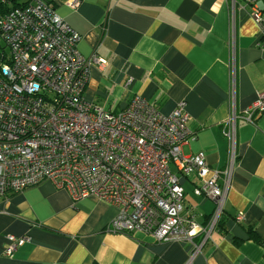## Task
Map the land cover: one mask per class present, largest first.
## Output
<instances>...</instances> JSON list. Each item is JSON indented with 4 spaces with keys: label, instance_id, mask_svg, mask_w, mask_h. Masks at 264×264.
Here are the masks:
<instances>
[{
    "label": "crops",
    "instance_id": "crops-1",
    "mask_svg": "<svg viewBox=\"0 0 264 264\" xmlns=\"http://www.w3.org/2000/svg\"><path fill=\"white\" fill-rule=\"evenodd\" d=\"M67 1L51 3L80 34L77 48L105 61L90 67L86 101L116 112L138 95L164 114L183 101L195 138L182 153L203 152L211 168L222 169L229 71L238 113L264 91V10L257 23L248 0H75L74 8ZM236 136L220 225L208 237L194 235L200 248L192 258L190 241L109 230L115 206L74 199L45 180L0 195V264H264V112L253 123L239 116ZM196 182L194 171L181 176L184 204L205 224L215 202L193 192ZM7 234L29 236L10 257Z\"/></svg>",
    "mask_w": 264,
    "mask_h": 264
},
{
    "label": "built area",
    "instance_id": "built-area-1",
    "mask_svg": "<svg viewBox=\"0 0 264 264\" xmlns=\"http://www.w3.org/2000/svg\"><path fill=\"white\" fill-rule=\"evenodd\" d=\"M24 2L7 7L9 2L0 1V195L50 180L74 199L94 196L115 206L109 230L142 231L158 242L190 241L192 258L200 248L194 235L208 237L223 212L236 160L237 120L243 116L253 123L264 112V91L238 113L231 68L232 95L222 123L227 162L222 169L211 168L203 152L182 153V145L195 138L183 101L168 114L138 95L116 112L86 101L90 67L105 61L79 51L80 34L52 3ZM67 3L76 6L75 0ZM248 3L261 23L263 1ZM193 171L199 178L193 192L215 202L205 224L184 204L181 176ZM6 239L4 255L10 257L29 236L7 234Z\"/></svg>",
    "mask_w": 264,
    "mask_h": 264
},
{
    "label": "trees",
    "instance_id": "trees-1",
    "mask_svg": "<svg viewBox=\"0 0 264 264\" xmlns=\"http://www.w3.org/2000/svg\"><path fill=\"white\" fill-rule=\"evenodd\" d=\"M1 1V0H0ZM4 2H9L10 4H8L7 3V7H9V6H19V5H22L23 3H25L24 2V0H3ZM45 1H47L48 3H51L52 2V0H45ZM263 1V4H264V0H262ZM199 182V178H198V176H197V182L196 183H198ZM221 218V217H220ZM220 222H221V219H219V221H218V223H217V226L218 225H220ZM251 230H249V232H250ZM251 236L253 237V238H256L257 236H255L254 234H252L251 233Z\"/></svg>",
    "mask_w": 264,
    "mask_h": 264
}]
</instances>
